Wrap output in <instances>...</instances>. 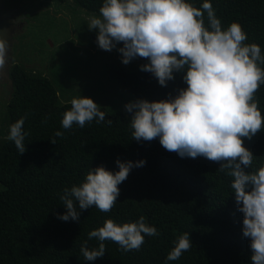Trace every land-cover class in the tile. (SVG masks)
Returning a JSON list of instances; mask_svg holds the SVG:
<instances>
[{"label":"trees","instance_id":"obj_1","mask_svg":"<svg viewBox=\"0 0 264 264\" xmlns=\"http://www.w3.org/2000/svg\"><path fill=\"white\" fill-rule=\"evenodd\" d=\"M53 1H72L89 12H99L103 4V0ZM186 2L199 8L205 0ZM208 2L222 28L238 22L247 34L245 43L258 44L264 55V0ZM204 21L207 26L206 12ZM92 37L97 41V31ZM122 46L117 44V48ZM117 48L111 53L122 60ZM24 58L11 70L14 85L7 89L6 120L9 135L10 125L27 116L26 151L19 154L8 135L0 139V182L4 185L0 190V264H251L250 239L243 236V213L235 203L233 177L227 174L230 170L217 171L219 163L204 157L181 158L165 150L159 138L137 142L132 139V114L125 109L109 110L97 102L105 113L102 123L93 120L83 128L73 124L64 129L61 121L72 99L65 97L52 79L30 70ZM131 62L135 66L122 63L113 70L117 85H123L133 101L174 98L187 87L183 72H175V79L162 87L152 73L140 70L146 59L137 57ZM89 85L94 87L92 82ZM255 98L264 117V84ZM45 118L47 122L42 123ZM57 131L63 136H55ZM244 146L254 155L250 170L264 166V129L251 140L244 138ZM117 159L143 160L145 164L133 167L118 186L120 195L112 210L104 213L96 207L77 208L78 221L58 219V214L67 211L60 199L63 190L79 186L86 174L99 166L118 171ZM141 216L159 235L145 236L139 251L124 252L108 240L102 258L84 259L80 251L84 241L89 249L99 244L96 239L88 240L90 231L102 227L107 219L123 224ZM185 232L193 246L178 260L168 261V253Z\"/></svg>","mask_w":264,"mask_h":264},{"label":"clouds","instance_id":"obj_2","mask_svg":"<svg viewBox=\"0 0 264 264\" xmlns=\"http://www.w3.org/2000/svg\"><path fill=\"white\" fill-rule=\"evenodd\" d=\"M207 13V26L204 14ZM89 31H97V44L105 51L122 54V63L144 58L140 70L152 73L162 87L183 72L186 88L174 98L148 101L137 99L125 104L131 113L132 139L137 142L159 138L162 147L181 158L204 157L219 163L217 171L233 177L232 193L243 213V236L250 239L251 264H264V166L251 171L253 153L244 146L264 129V117L255 93L264 84V55L256 43L246 44L247 34L238 22L222 28L212 4L205 0L199 7L186 0H103L99 16L88 22ZM9 43L0 37V69L6 66ZM63 114L61 125L80 128L93 120L102 123L105 113L93 99L73 98ZM27 116L10 125L8 139L19 154L26 151L24 123ZM47 118L42 120L46 123ZM112 123L111 120L108 121ZM55 136L62 137L57 131ZM55 144V140L51 141ZM112 172L103 166L90 170L79 185L65 188L60 196L67 211L63 221H78L80 211L96 207L107 213L117 203L119 185L133 167L145 161L115 162ZM249 169V171H245ZM79 208L80 211L77 210ZM156 227L141 216L135 222L118 224L107 219L102 227L88 233V240L99 241L89 249L84 241L80 251L86 261H95L106 253L105 241L119 245L124 252L139 251L145 236H158ZM189 233L180 235L166 259L178 260L192 247Z\"/></svg>","mask_w":264,"mask_h":264},{"label":"rangeland","instance_id":"obj_3","mask_svg":"<svg viewBox=\"0 0 264 264\" xmlns=\"http://www.w3.org/2000/svg\"><path fill=\"white\" fill-rule=\"evenodd\" d=\"M16 5L20 16L28 12L24 32L16 40L25 48L23 63L30 70L52 79L67 98L88 97L109 110L125 109L133 101L131 93L116 83L113 69L122 64L121 58L99 48L92 37L96 30L88 29L89 18L99 12L77 8L72 1L18 0ZM7 89L0 80V139L8 135Z\"/></svg>","mask_w":264,"mask_h":264},{"label":"flooded vegetation","instance_id":"obj_4","mask_svg":"<svg viewBox=\"0 0 264 264\" xmlns=\"http://www.w3.org/2000/svg\"><path fill=\"white\" fill-rule=\"evenodd\" d=\"M18 0H6V12H14L13 16L9 20V25L12 31L11 39L7 40L9 43L8 48V57L6 66L3 69H0V80L3 81L8 88H11L8 80L5 78L4 74L8 73L11 76L12 67L18 63L17 60L24 58L25 48L21 45L20 41L16 40V35H21L24 32V24L26 17V10L23 13V16H20V9L16 5ZM28 11V10H27ZM26 13V14H25ZM28 16V14H27ZM23 19V20H22ZM17 59V60H16Z\"/></svg>","mask_w":264,"mask_h":264},{"label":"water","instance_id":"obj_5","mask_svg":"<svg viewBox=\"0 0 264 264\" xmlns=\"http://www.w3.org/2000/svg\"><path fill=\"white\" fill-rule=\"evenodd\" d=\"M14 12H6V0H0V37L9 40L11 39V28L9 25V20L13 16ZM5 78L8 80L10 87L12 88L14 82L8 73L4 74Z\"/></svg>","mask_w":264,"mask_h":264}]
</instances>
